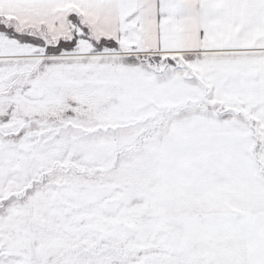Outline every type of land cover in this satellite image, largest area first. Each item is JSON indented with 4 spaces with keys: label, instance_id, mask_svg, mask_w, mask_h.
Here are the masks:
<instances>
[{
    "label": "snow or ice",
    "instance_id": "snow-or-ice-1",
    "mask_svg": "<svg viewBox=\"0 0 264 264\" xmlns=\"http://www.w3.org/2000/svg\"><path fill=\"white\" fill-rule=\"evenodd\" d=\"M0 264H264V0H0Z\"/></svg>",
    "mask_w": 264,
    "mask_h": 264
}]
</instances>
